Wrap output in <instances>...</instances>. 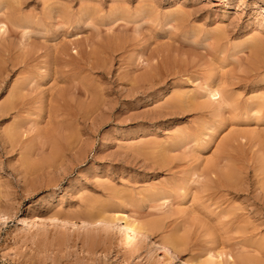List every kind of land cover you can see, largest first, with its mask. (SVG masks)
<instances>
[{"label":"rangeland","instance_id":"374dc122","mask_svg":"<svg viewBox=\"0 0 264 264\" xmlns=\"http://www.w3.org/2000/svg\"><path fill=\"white\" fill-rule=\"evenodd\" d=\"M0 105V264H264V0H0Z\"/></svg>","mask_w":264,"mask_h":264},{"label":"bare ground","instance_id":"6f19581e","mask_svg":"<svg viewBox=\"0 0 264 264\" xmlns=\"http://www.w3.org/2000/svg\"><path fill=\"white\" fill-rule=\"evenodd\" d=\"M148 11V10H147ZM172 15H174V14H172ZM177 16V15H176ZM259 36V35H258ZM259 40V39H258ZM261 47V46H260ZM6 62V61H5ZM66 62V61H65ZM70 64V63H69ZM3 72V71H2ZM7 72V71H6ZM208 86V85H207ZM206 87V86H205ZM218 91H219V89H218ZM15 95V94H14ZM173 95V94H172ZM215 95H219V97L217 98V99H219L221 96V94H219V92H210V97L212 98H214V96ZM177 96V95H176ZM216 97V96H215ZM211 98H210V100H211ZM212 98V99H213ZM19 99V98H18ZM168 99V98H167ZM214 99H216V98H214ZM6 101V100H5ZM15 100H13V98L11 99V100H9L7 103H5L2 107H1V109H2V111L3 112H7L8 110H10L11 108H13L14 106H15V102H14ZM169 101V100H168ZM220 102V101H219ZM253 102V101H252ZM177 103V102H176ZM18 104V103H17ZM221 104V103H220ZM1 106V105H0ZM167 106V105H166ZM170 106V105H169ZM180 106V105H179ZM159 107H161V106H159ZM163 107V106H162ZM220 107V106H219ZM181 108H183V107H181ZM0 109V110H1ZM154 112V111H153ZM9 129V128H8ZM16 131V130H15ZM56 132V131H55ZM17 133V132H16ZM5 135V134H4ZM7 136L9 137V138H14L15 137V134H13L12 132H9V131H7ZM55 136V135H54ZM168 137V136H167ZM15 138H17V137H15ZM14 138V139H15ZM1 139V138H0ZM154 140V139H153ZM49 141H50V139H49ZM164 141V140H163ZM235 141H237V139L235 138V137H232V138H228L227 139V141H226V143L223 145V147H222V149H221V158L222 159H225L226 160V163H223V164H220L222 161H217L216 162V164H214V166L213 167H211V168H209L208 170H209V173H212V174H214L216 177H217V180L215 181V187H220V189L221 188H224L226 191H232V192H234L235 194H239V192L240 191H242L243 189H242V187L244 186V183H242V182H244L245 181V179H244V177L243 176H241L240 174L243 172H239V173H236L235 172V168L234 167H232V166H230V164L229 163H232L233 162V160H234V158H235V156H234V149H230V147H231V142H235ZM40 142V141H39ZM56 142V141H55ZM150 142V141H149ZM44 143V142H43ZM79 143V142H78ZM45 144H46V142H45ZM139 144V143H138ZM187 144V143H186ZM13 145V144H12ZM129 145V144H128ZM140 145H142V144H140ZM182 146H184V144L182 145ZM72 147V146H71ZM16 148V147H15ZM80 149V148H79ZM66 151V150H65ZM36 152V151H35ZM150 152V151H149ZM263 152H264V149H263ZM65 153V152H64ZM155 153V152H154ZM164 153V152H163ZM138 154V153H137ZM153 153H151V155H152ZM145 156V155H144ZM151 157H153V156H151ZM219 157V158H220ZM64 158V157H63ZM154 158V157H153ZM264 158V157H263ZM28 159V158H27ZM57 159V158H56ZM158 159V158H157ZM46 160V159H45ZM218 160V159H217ZM49 162V161H48ZM53 162V161H52ZM235 162V161H234ZM25 163H27V162H25L24 161V165H25ZM29 163V162H28ZM61 163H62V161H61ZM260 163H262V160H260ZM40 164V163H39ZM46 164V163H45ZM48 164H50V163H48ZM57 164V163H56ZM264 164V163H263ZM21 165V164H20ZM30 165V164H29ZM38 165V164H37ZM37 165H35V166H37ZM42 165V164H41ZM54 165V164H53ZM239 165V164H238ZM262 165V164H261ZM27 166V165H26ZM34 166V165H33ZM33 166H32V168H33ZM38 166H40V165H38ZM42 166H44V165H42ZM50 166H51V164H50ZM50 166H49V168H50ZM57 166V165H56ZM22 167V166H21ZM26 168V167H25ZM37 168V167H36ZM36 168H34V169H36ZM49 168H47V171H48V169ZM57 168V167H56ZM264 167H261V169L259 168V172L258 173H263L264 174V169H263ZM29 169V168H28ZM256 169V168H255ZM23 170V169H22ZM21 170V171H22ZM25 170V169H24ZM39 170H41V168H39ZM44 170H46V168L44 169ZM253 170H254V168H253ZM260 170H261V172H260ZM28 171V170H27ZM30 171V170H29ZM31 171H33V170H31ZM42 171V170H41ZM40 171V173H42ZM46 171V172H47ZM257 171V170H256ZM24 172H26V171H23V174H24ZM34 172V171H33ZM36 172H38V171H36ZM35 172V173H36ZM30 173V172H29ZM29 173H25V174H29ZM32 173V172H31ZM37 174V173H36ZM203 174V173H202ZM257 174V173H256ZM41 175V174H40ZM258 175V174H257ZM256 175V176H257ZM260 175V174H259ZM29 177V176H28ZM32 177V176H31ZM35 178V177H34ZM49 178V177H48ZM257 178H260V177H257ZM262 178V177H261ZM260 180V179H259ZM256 181V180H255ZM4 182V181H3ZM30 182V181H29ZM256 182H260V181H256ZM263 183V182H262ZM260 184V188H262L263 190H264V184ZM8 184V183H7ZM25 184H27V183H25ZM242 184H243V186H242ZM259 184V183H258ZM1 185V184H0ZM9 185V184H8ZM30 185V184H29ZM35 185V184H34ZM55 187V186H54ZM26 188V187H25ZM3 189V188H2ZM4 190V189H3ZM36 191V190H35ZM1 193V192H0ZM3 194V193H2ZM264 194V193H263ZM110 195V194H109ZM4 196V195H3ZM9 196V195H8ZM7 196V197H8ZM59 198V197H58ZM259 199H260V197H259ZM259 201V200H258ZM2 202V201H1ZM60 202V201H59ZM32 203V202H31ZM253 203L255 204V205H257L256 204V201H253ZM30 204V203H29ZM104 204V203H103ZM36 205V204H35ZM34 205V206H35ZM52 205V204H51ZM86 205V204H85ZM96 205H98V204H95V206L94 207H96ZM101 204H99V206H100ZM105 205V204H104ZM102 206L100 209H99V207H98V211H97V209H95L97 212H95V213H93V212H88L87 214H85L84 216H83V218H87V219H90V218H98V219H100V218H103V216L105 215V213L107 212V208H106V206ZM252 205V207H254V205L253 204H251ZM250 205V206H251ZM30 206V205H29ZM41 206V205H40ZM61 206V205H60ZM70 206V205H69ZM67 207V206H66ZM89 207V205L87 206V208ZM58 208V207H57ZM64 208V207H63ZM91 208V207H90ZM255 208V207H254ZM56 209V208H55ZM59 209V208H58ZM61 210H63L62 208H60ZM77 209V208H76ZM245 209V208H244ZM247 209V208H246ZM18 210V209H17ZM30 210L32 211V212H34V208L33 207H31L30 208ZM37 210V209H36ZM68 210V209H67ZM67 210H66V212H67ZM89 210V209H88ZM18 211H20V210H18ZM52 211H54V210H52ZM55 211H58V210H55ZM77 212H78V210H76ZM16 212V211H15ZM29 212V211H28ZM31 212V213H32ZM59 212H63V211H58V214H59ZM70 213H71V210L69 211ZM75 212V211H74ZM31 213H30V215H31ZM39 213V212H38ZM52 213V212H51ZM79 213V212H78ZM245 213V212H244ZM35 214V213H34ZM50 214V213H49ZM58 214H56V212H55V216H57ZM61 214V213H60ZM63 214H64V212H63ZM74 214H76V213H73V217H71L72 216V214H65L64 216L66 217V219L68 218V219H72V218H74L76 215H74ZM81 214V213H80ZM107 214H109L108 212H107ZM71 215V216H70ZM244 215V214H243ZM17 216V215H16ZM29 216V215H28ZM38 216V215H37ZM49 216H51V214L49 215ZM52 216H54V215H52ZM64 216L62 215L61 217H63L64 218ZM70 216V217H69ZM82 216V215H81ZM239 216V215H238ZM29 217H31V216H29ZM36 216L34 215V218H35ZM59 217V216H58ZM77 217L78 218H76V219H79V220H77V221H80V216L79 215H77ZM60 218V217H59ZM123 218V220L125 221V223H126V225H128V227L130 228V227H135V226H133L132 224H128V220H127V216H123L122 217ZM249 219H250V217H249ZM32 220V219H31ZM74 220V219H73ZM102 220V219H101ZM104 220V219H103ZM70 221H72V220H70ZM84 221V220H83ZM86 221V220H85ZM89 221V220H88ZM29 222V221H28ZM82 222V221H81ZM92 222V221H91ZM51 223V222H50ZM26 224H28V223H26ZM36 224V223H35ZM245 224H248L246 221H245ZM254 224V223H253ZM260 225V224H259ZM258 225V226H259ZM36 226V228H35V230H38V232L39 231H43V234H44V231H46L47 230V228H46V226H44V224H42V223H40V224H36L35 225ZM50 226V225H49ZM155 226V225H154ZM152 228H153V226H152V224H147L146 226H144V225H142V226H140L139 228H133V229H135V231H138V232H143L142 230L143 229H145V230H147V229H149V230H152ZM132 229V230H133ZM138 229V230H137ZM245 231V228L243 227V232ZM49 231L47 230L46 232H45V235L46 234H49V233H51V232H49ZM160 232V231H159ZM39 233H41V232H39ZM144 233V232H143ZM43 234H42V236H43ZM176 234V233H175ZM55 236V235H54ZM97 237V236H96ZM128 237V236H127ZM137 240H140L141 242H142V244L143 243H145V244H147L155 253H157V254H159L161 257H163V259L165 260V261H167V262H172V261H177L178 262V264H203V263H200V262H198V258H197V261L196 260H188V259H185V258H183V257H180L181 255L179 254L180 252V250L181 249H183L184 247H186V241H185V239H182V238H178V237H175V236H167V237H165V238H157V237H155L154 236V238H153V240L149 243V242H147V240H146V237L143 235H141L140 236V239L138 238ZM107 241V240H106ZM110 242V241H109ZM117 242V241H116ZM135 242H136V239H135ZM67 243V242H66ZM95 243V242H94ZM139 243V242H138ZM93 245V244H92ZM106 245V244H105ZM93 247V246H92ZM245 247V246H244ZM93 252V251H92ZM91 252V253H92ZM182 252V251H181ZM129 255V254H128ZM199 255H201V254H199ZM199 257V256H198ZM202 257V256H201ZM200 257V258H201ZM232 258V257H231ZM231 262V261H230ZM173 263V262H172ZM176 264V263H175ZM225 264V263H224ZM232 264H262V263H260V262H256L255 260H252V259H247V260H243V259H241L239 262H233Z\"/></svg>","mask_w":264,"mask_h":264}]
</instances>
